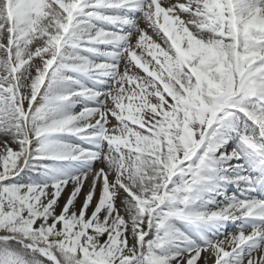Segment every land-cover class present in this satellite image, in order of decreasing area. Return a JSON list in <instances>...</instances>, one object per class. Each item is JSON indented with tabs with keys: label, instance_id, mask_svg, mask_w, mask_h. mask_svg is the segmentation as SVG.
Masks as SVG:
<instances>
[{
	"label": "snow or ice",
	"instance_id": "snow-or-ice-1",
	"mask_svg": "<svg viewBox=\"0 0 264 264\" xmlns=\"http://www.w3.org/2000/svg\"><path fill=\"white\" fill-rule=\"evenodd\" d=\"M0 264H264V0H0Z\"/></svg>",
	"mask_w": 264,
	"mask_h": 264
}]
</instances>
